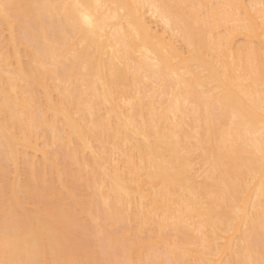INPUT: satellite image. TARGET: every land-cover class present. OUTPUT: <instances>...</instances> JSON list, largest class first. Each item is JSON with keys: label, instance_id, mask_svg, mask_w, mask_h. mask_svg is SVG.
Instances as JSON below:
<instances>
[{"label": "bare ground", "instance_id": "6f19581e", "mask_svg": "<svg viewBox=\"0 0 264 264\" xmlns=\"http://www.w3.org/2000/svg\"><path fill=\"white\" fill-rule=\"evenodd\" d=\"M0 2L59 5L75 0ZM100 2L168 5L171 15L182 20L178 34L169 32L166 41L171 72L156 83L154 72L145 69L140 74L141 60L135 52L113 56L119 37L108 34L92 48L53 8L39 9L46 19L28 29L22 21L0 16L6 27L0 28V260L5 258L6 227L16 230L14 221L6 225L5 208L11 215L18 204L22 231L13 248L22 245L26 260L103 259L109 242L128 231L147 237L129 253L137 261L167 258L201 264L209 259L202 247L206 237L209 244H219L211 256L213 264H237L244 258L240 249L248 236L258 260L264 208L259 119L253 123L252 145H241L234 156L227 155L221 138L231 135L234 114L249 106L259 109L264 0ZM228 5L242 6L240 11L252 22L251 34ZM125 14L142 36H163L164 25L153 8H129ZM36 48L44 50L53 70H36ZM6 122L18 129L13 140H6ZM235 125L239 128V119ZM13 151L16 159L10 163L6 153ZM62 156L63 163L68 161L62 166L67 171L57 163ZM21 158L24 175L19 170ZM80 186L93 189L89 198ZM67 197L70 203L65 202ZM237 207L244 212L239 217ZM84 213L90 214L89 221ZM164 213L167 222L162 225L159 216ZM76 232L86 239L75 242L71 234Z\"/></svg>", "mask_w": 264, "mask_h": 264}, {"label": "snow or ice", "instance_id": "6c2138e0", "mask_svg": "<svg viewBox=\"0 0 264 264\" xmlns=\"http://www.w3.org/2000/svg\"><path fill=\"white\" fill-rule=\"evenodd\" d=\"M140 7H151L155 10L157 17L164 25L163 36H153L151 34L141 35L140 30L134 23L131 16L126 15V11L129 8L139 9ZM234 10V15L240 20V22L248 25L247 31L251 34V20L245 17L241 9V5H228ZM262 11L260 13V33L261 40L264 42V3L260 5ZM53 8L57 10V13L61 20H67L68 26L71 30L79 32L84 42L88 43L92 48L97 46V42L102 44L108 34H112V38L119 37V43L112 48L114 57L121 55H127L135 52L140 60L139 66L140 74L145 72V69L155 73V82L161 83L165 80L168 72H171L169 67V60L171 58V48L167 43L168 33L172 32L173 35L178 34V28L182 24L180 18H174L168 11V5L152 4V5H109L101 3L100 0H96L95 3L80 2L75 0L73 3L59 4V5H13L4 2H0V16L7 21L23 22V27L28 29L36 24L43 23L46 19L45 16L39 13V9ZM113 9H117L113 12ZM15 10V11H14ZM83 47V44H81ZM119 60L117 59V63ZM34 67L37 71L47 73L54 68V64L50 63L46 57V53L43 49H34ZM175 79L179 80L180 76L177 73H173ZM264 80V77H262ZM107 92V89H106ZM125 104L131 105L132 101L125 100ZM8 104H5V115H7ZM259 119L258 133V145L257 153L262 175H264V83L261 85L259 96V109L258 112L254 106H249L239 113V115H233V124L230 125L229 131L231 135L225 139L221 138V143L225 145L227 155L232 157L236 154L237 149L241 146H251L255 137L253 136V123L256 119ZM239 119L240 126L236 127L235 121ZM6 140H13L16 137L18 129L13 125L6 122L5 125ZM26 136V133H25ZM8 162H15L16 153H6ZM115 162V158H114ZM22 198V196H21ZM107 204V202H106ZM189 211H193L191 206L186 205ZM207 207V205H204ZM131 210L129 206V211ZM22 209L19 204L15 209H12V214L9 215L8 207L5 208L6 225L9 220L14 221L16 230L15 232H9L6 227L5 231V258L0 260V264H182V262H176L167 258L163 260H140L129 258V253L138 246L141 240L147 237L141 233H133L131 231L126 232L122 236L118 237L116 241L109 242L108 254L103 259L82 261L79 259H23V255L26 249L20 245L13 248V244L17 240V236L21 228L20 212ZM163 212V210H160ZM152 214L155 216V205H153ZM244 212L237 207L235 215L239 217ZM162 225L167 222V214L159 216ZM232 229V225H229V230ZM164 228L161 227V234L163 235ZM102 235V233H101ZM203 236V233H200ZM260 258L257 260L253 252L252 244L253 238L248 236L244 239L240 251L243 252L244 258L237 261V264H264V208L261 209V221H260ZM202 247L204 251L209 255V259L204 260L201 264H213L211 256L214 252H218L219 244L215 246L208 243L206 237L203 238ZM175 250V249H173ZM43 253L44 249H40ZM11 253V255H10ZM123 253V256L120 255ZM116 256V258H109L110 256ZM167 255V249L165 250Z\"/></svg>", "mask_w": 264, "mask_h": 264}, {"label": "rangeland", "instance_id": "374dc122", "mask_svg": "<svg viewBox=\"0 0 264 264\" xmlns=\"http://www.w3.org/2000/svg\"><path fill=\"white\" fill-rule=\"evenodd\" d=\"M1 25H2L3 27L5 26L4 24H0V28H1ZM15 25H17V24H15ZM15 27H16V26H15ZM4 28H6V27H4ZM19 28H20V26H19ZM15 29H16V28H15ZM17 29H18V28H17ZM3 30H4V29H3ZM5 30H6V29H5ZM17 31H18V32H17ZM7 32H8V31H6V33H7ZM16 32L20 34V30H16ZM6 33H5V34H6ZM19 34H18V35H19ZM6 35H7V34H6ZM5 39L7 40V36H6ZM23 50H24V49H22V52L24 53L25 51H23ZM24 54H25V55H24L25 57L23 56V58H24V60H25V59H27V57H26V52H25ZM53 83H54V82H52V84H53ZM44 129H45V127H44V128L41 127V131H42V132L45 131ZM39 131H40V128H39ZM41 134H42V133H41ZM42 137H43V136H42ZM43 139H45V137H44V138H41L40 140H43ZM57 145L61 146L60 144H57ZM50 147H51V149H53V148H52V145H51ZM54 147L59 148L58 146H54ZM30 151H31V150H30ZM30 151H29L28 155L30 154ZM31 153H32V152H31ZM23 154H24V153H23ZM23 154H22V155H23ZM39 154H40V153H39ZM39 154H38V157L40 158L41 155L39 156ZM22 155H21V157H23V158L26 156L25 154H24L25 156H24V155L22 156ZM31 155H32V154H31ZM60 156H61V155H60ZM39 158H37V159H39ZM41 158H42V157H41ZM59 158H61V157H59ZM59 158H58V162H57V163H58V164H61L60 162H62L61 167H62V166H65L66 163H67L68 161H67V162H64V163H65V165H64V163H63V161H64L63 156H62V160L59 159ZM20 160H21L20 162H21L22 164H19V165L21 166V167L19 166V170L21 169V170H20V173H22V172H25V167H23V166L25 165V162H24V159L22 160V158H21ZM39 160H40V159H39ZM39 160H38V161H39ZM65 160H67V159H65ZM38 161H37V162H38ZM23 162H24V163H23ZM39 162H42V159H41V161H39ZM39 162H38V163H39ZM70 163H72V162H69L68 165L71 166V165L73 164V166H71V167H72L73 169H76V168H74V163H72V164H70ZM40 165H41V164H40ZM11 166H12V165H11ZM11 166H10V167H11ZM59 166H60V165H59ZM70 166L67 167L68 171H69V169H70ZM75 167H76V166H75ZM62 168H63L64 170H66L64 167H62ZM12 169H13V168H12ZM73 169H72V170L70 169V172H71V171L74 172ZM88 170H89V169H88ZM66 171H67V170H66ZM75 171H76V170H75ZM64 172H65V171H64ZM70 172H69V173H70ZM87 172H90V171H87ZM11 173H12V174H11ZM11 173H10V176L13 175L14 172L12 171ZM54 173H55V172H54ZM54 173H53V174H54ZM22 174H23V173H22ZM53 174H52V177H56V176H53ZM23 175H24V174H23ZM64 175L66 176V172H65ZM67 175H68V174H67ZM20 176L22 177V175H20ZM24 177H25V176H24ZM24 177H22V179H24ZM54 179H56V178H54ZM54 181H55V180H54ZM40 182H41V181H40ZM81 182H82V180H81ZM40 184H41V183H40ZM45 184H46V183H45ZM49 184H50V183H49ZM81 184H83V183H81ZM83 185H84V184H83ZM85 186H86V185H85ZM85 186H83V187L80 186V190H82L83 193L86 194V195L84 196L85 198H89L91 192H93V189H92V188L89 189V187L86 188ZM65 202H69V203H70V202H71V198H70V197H69V198L67 197V198L65 199ZM83 215H84V217H83L84 220H87V219H88L87 221L90 220V214H89V216H88V213H84ZM76 230H78V229H76ZM80 232H81V231H80ZM80 232H76V234H75V233H74V234H71V236H72V235L74 236V239L76 240L75 242H78V240H79V242H80L81 240L83 241V239H86L85 236H83V234L80 233ZM79 234H80V236H79ZM76 235H78L77 238H76ZM81 236H82L83 238H82ZM79 237H81L82 239H80ZM86 237H87V235H86ZM72 239H73V237H72ZM95 249H96L97 251L99 250L98 247L95 248Z\"/></svg>", "mask_w": 264, "mask_h": 264}]
</instances>
